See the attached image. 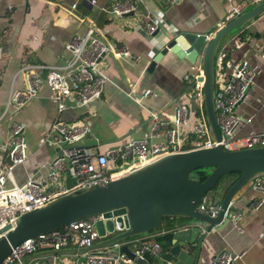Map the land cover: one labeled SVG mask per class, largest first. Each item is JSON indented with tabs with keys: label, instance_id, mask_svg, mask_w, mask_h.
Wrapping results in <instances>:
<instances>
[{
	"label": "crops",
	"instance_id": "0c3cea01",
	"mask_svg": "<svg viewBox=\"0 0 264 264\" xmlns=\"http://www.w3.org/2000/svg\"><path fill=\"white\" fill-rule=\"evenodd\" d=\"M137 1L143 10L163 14L177 28L172 34H178L185 30L214 31L242 11L245 0ZM109 9V0L94 3L90 0H0V114L10 87H23L22 77L16 74L23 63H67L72 54L65 46L66 41L90 26L106 42L125 44L139 57L104 55L101 66L107 80L102 97L88 105L67 100L68 105L59 115L65 120L89 124L90 133L83 137L84 143L93 144L98 139L99 149L105 150L129 138L144 137L151 111L167 116L173 112L175 104H191L184 75L193 62L169 50L148 70L166 32L158 30L149 34L136 29L134 23L140 20L137 16H114ZM263 46L264 12L229 31L218 47V52L224 55L226 72L242 59H248L255 72L246 97L235 108L241 117L238 136L264 132V58L260 53ZM146 89H151V93L144 95ZM56 116L57 102L46 84L15 112L14 119L24 126L28 157L13 168V177L7 180V186L23 183L28 176L47 171L42 166L54 156L56 148L45 140V135ZM9 123L8 119L0 123L1 139L7 137ZM262 195L260 190L251 187V182L235 195L233 204L243 212L242 216L236 223L229 221L222 228L207 233L201 243L199 264H211L214 254L222 250L243 251L235 264H264V201L258 207L248 205L251 198ZM175 219L173 216L166 221L162 219L157 232H164ZM122 244H127L132 251L135 249L133 240ZM62 248L57 254H50L48 251L53 248H47L34 257L47 264H55L59 256L62 259L58 264H85L86 252L78 246L71 244ZM97 250L108 248L91 251Z\"/></svg>",
	"mask_w": 264,
	"mask_h": 264
},
{
	"label": "built area",
	"instance_id": "2783aa9c",
	"mask_svg": "<svg viewBox=\"0 0 264 264\" xmlns=\"http://www.w3.org/2000/svg\"><path fill=\"white\" fill-rule=\"evenodd\" d=\"M97 0H90L94 3ZM109 11L114 16H122L132 11L131 15L140 20L134 27L152 34L157 30L166 32L161 43L165 44L168 36L174 35L177 28L158 11L141 8L137 0H109ZM175 2L177 0H168ZM75 6V3L72 4ZM104 9V6H101ZM66 48L71 51L70 60L61 65L41 64L27 61L18 72L23 80V87H10L4 108L0 114V123L4 119L10 121L8 134L0 138V229L6 224H14L17 217L29 210L40 207L53 198L93 184H105L109 180L127 174L162 155L179 152L191 148L210 147L221 143L226 149H238L264 145V132L247 135H236L241 124V117L235 111L236 106L244 100L255 76L248 59L236 63L230 71L224 70V55L217 51L215 56L214 107L221 137L212 138L206 118L203 97L204 75L201 63L193 62L184 77L192 95L197 102L200 113L192 110L190 104H175L170 115L162 116L157 111L149 114L148 132L144 137H132L117 146L100 150L99 140L93 144L75 143L90 133L86 122L69 121L60 117L66 108L67 100L77 105H88L92 100L102 97L107 76L101 66V58L106 54L115 57L139 55L132 54L125 44L112 45L95 34L90 26L85 32L75 34L66 41ZM264 58V46L261 49ZM45 72L42 73V69ZM15 74V76H16ZM46 84L53 92L57 102V116L53 120L45 140L56 148L54 156L42 167L47 171H39L31 175L23 183L7 186V180L13 177V168L26 160L28 148L23 124L14 119V114L33 99ZM151 93L146 89L144 95ZM202 108V109H201ZM202 134L204 137H198ZM71 176L75 182L67 185L66 177ZM251 187L260 190L262 196L253 197L249 207H258L264 201V174L256 175L251 180ZM199 209L210 215H216L221 202L217 197L205 195L197 203ZM243 212L236 208L230 200L223 212V217L236 223ZM101 213H93L74 219L65 225L28 237L13 246L1 264H47L35 257L25 258L32 253L47 248H62L69 245L90 246L99 234L95 226ZM6 231L0 233V236ZM152 232L129 237L115 245L126 241H134V257L124 251L115 254L86 253L85 264H152L149 256L158 255L162 251L161 243ZM243 255V251L222 250L214 254L211 264H232ZM136 258L143 260L138 262ZM150 262V263H149Z\"/></svg>",
	"mask_w": 264,
	"mask_h": 264
},
{
	"label": "water",
	"instance_id": "95a60500",
	"mask_svg": "<svg viewBox=\"0 0 264 264\" xmlns=\"http://www.w3.org/2000/svg\"><path fill=\"white\" fill-rule=\"evenodd\" d=\"M242 9L212 32L185 30L168 36L147 68L151 70L169 50L191 62L201 63L204 75L199 79L203 80L204 108L210 136L216 140L221 137L213 101L214 62L218 47L229 31L264 12V0H245ZM131 14L132 11L124 13ZM82 141L78 139L75 143ZM198 167H211L203 180L191 176V172ZM234 171L240 172L239 176L222 194H215L221 202L217 214L210 215L199 209L197 203L217 181ZM259 174H264V145L226 149L217 143L162 155L105 184L78 188L20 214L14 224H6L0 229V233L6 231L0 236V264L11 248L24 239L93 213L102 214L95 226L99 238H103L90 246H78L86 253L94 248L106 247L108 250L94 253L124 251L134 257L127 244L117 246L115 243L157 229L164 216H173L176 219L169 229L170 244L158 254L160 264H199L202 240L212 229H220L229 222V218L223 217L227 203ZM74 182L73 177H66L67 185ZM62 249L53 248L48 252L57 254ZM39 252L25 258L34 257ZM61 259L62 256L57 257L55 264ZM136 260L143 262L139 258Z\"/></svg>",
	"mask_w": 264,
	"mask_h": 264
},
{
	"label": "trees",
	"instance_id": "16d2710c",
	"mask_svg": "<svg viewBox=\"0 0 264 264\" xmlns=\"http://www.w3.org/2000/svg\"><path fill=\"white\" fill-rule=\"evenodd\" d=\"M210 170H211V167H198L191 172V176L203 180L208 175ZM239 174L240 172L234 171V172H230L222 176L212 188V194H211L212 196L210 197L214 198L215 194H222L227 189V187L239 176ZM169 217L171 216H164L162 219L163 221H166L167 219H169ZM171 225L172 223H169L168 227L166 226L165 231L162 233L157 232L161 229V227L148 231V232H156L155 238L161 243L162 250L167 248L170 244L171 233L169 229ZM135 236H131V237H135ZM152 258L153 256H149L150 260H152Z\"/></svg>",
	"mask_w": 264,
	"mask_h": 264
},
{
	"label": "rangeland",
	"instance_id": "374dc122",
	"mask_svg": "<svg viewBox=\"0 0 264 264\" xmlns=\"http://www.w3.org/2000/svg\"><path fill=\"white\" fill-rule=\"evenodd\" d=\"M191 107H192V110H194V111H197L198 112V115H199V113H200V108H199V106H198V104H197V102L195 101V99H194V97L191 95ZM202 109V108H201ZM198 137H200L201 139L204 137L202 134H199L198 135ZM211 193H212V190L211 191H209L208 193H207V195H211ZM143 233H148V231L147 232H143ZM143 233H141V234H143ZM150 260V259H149ZM156 260V261H155ZM150 262H152V264H160V262H159V260H158V255H154L153 256V258H152V260H150Z\"/></svg>",
	"mask_w": 264,
	"mask_h": 264
}]
</instances>
